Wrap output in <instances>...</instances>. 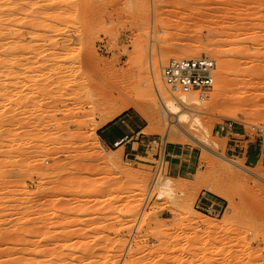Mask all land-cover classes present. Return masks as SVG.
I'll list each match as a JSON object with an SVG mask.
<instances>
[{
	"label": "rangeland",
	"instance_id": "obj_1",
	"mask_svg": "<svg viewBox=\"0 0 264 264\" xmlns=\"http://www.w3.org/2000/svg\"><path fill=\"white\" fill-rule=\"evenodd\" d=\"M187 54L215 83L167 114L148 79ZM260 127L264 0H0V264H264ZM173 151L188 179L157 176Z\"/></svg>",
	"mask_w": 264,
	"mask_h": 264
},
{
	"label": "built area",
	"instance_id": "obj_2",
	"mask_svg": "<svg viewBox=\"0 0 264 264\" xmlns=\"http://www.w3.org/2000/svg\"><path fill=\"white\" fill-rule=\"evenodd\" d=\"M216 66V60L210 57H173L161 66V76L165 86L172 94L191 90L206 92L214 86ZM200 97L204 99L208 95L202 93ZM235 129H237V126L233 122L220 125V130L227 133L233 134L236 132ZM259 130L264 132V127H260ZM150 145V143L147 144L148 147ZM126 156L128 158L129 154H126ZM157 161L155 172L159 176L163 170L168 171L169 168L165 152L163 155H158ZM205 193L203 192L197 207L203 211L217 212V206L207 200L204 196ZM203 198H205V201H203Z\"/></svg>",
	"mask_w": 264,
	"mask_h": 264
},
{
	"label": "bare ground",
	"instance_id": "obj_3",
	"mask_svg": "<svg viewBox=\"0 0 264 264\" xmlns=\"http://www.w3.org/2000/svg\"><path fill=\"white\" fill-rule=\"evenodd\" d=\"M205 6V5H204ZM203 6V7H204ZM202 7V6H201ZM202 9V8H201ZM213 9V8H212ZM201 12V11H200ZM202 12H205V11H203L202 10ZM201 12V13H202ZM201 13H199V14H201ZM205 13H207V12H205ZM204 13V14H205ZM203 14V13H202ZM202 14H201V16H202ZM208 14H209V12H208ZM206 15V14H205ZM200 16V15H199ZM200 16V17H201ZM182 57H191V55L190 54H187V55H182ZM167 59V58H166ZM152 71L154 72V70H153V68H152ZM151 71V72H152ZM152 72V77L151 76H149L148 78H150V79H148V80H150V85L152 86H154L155 87V89H156V94H158V102H159V104L162 106V111L164 112V111H166L167 112V114H169V113H171V112H177L176 110L178 109V108H180V106L182 107H186V109H189V111H197V110H201L202 109V107L200 106L199 107V105H197L198 104V102H197V96L195 97V95H194V93H190L189 91L188 92H180V93H177V94H180V95H175L174 94V97H172V96H170L169 95V93H167V91H166V89H165V86L163 87V85H161V81H160V76H159V73H158V75H157V73L155 74V73H153ZM161 75V74H160ZM148 76V75H147ZM146 80H147V78H146ZM165 85V84H164ZM152 86V87H153ZM222 86L223 85H221V83H220V88H222ZM154 89V90H155ZM152 90H153V88H152ZM150 92V91H149ZM155 92V91H154ZM222 92H223V90L222 89H219L218 91H217V95H221L222 94ZM157 97V96H156ZM236 97V95H233L231 98H230V101L233 99V98H235ZM237 97L240 99V101H242V100H246V99H248L249 97H247V95L245 94V93H243V94H239V95H237ZM207 98H209V97H207ZM204 99H205V97H204ZM203 99V100H204ZM202 100V101H203ZM206 100V99H205ZM210 102V101H209ZM197 103V104H196ZM200 104V103H199ZM201 104H203V103H201ZM205 104V103H204ZM206 106H208V105H206ZM183 109V108H182ZM184 110V109H183ZM182 110V111H183ZM161 111V112H162ZM178 111L180 112L181 111V108H180V110L178 109ZM181 111V112H182ZM119 111H115L113 114H112V118L115 116V115H117V113H118ZM162 112V113H163ZM166 112H165V114H164V116H163V121L165 122V120H168V121H171L170 119L171 118H169L168 117V119H166V116L165 115H167L166 114ZM184 112H186V110H184L183 111V113H181V115L184 117V116H186V114H184ZM189 113V112H188ZM172 114V113H171ZM190 114L191 113H189V116H190ZM181 115L179 116V117H181ZM168 116V115H167ZM183 117H181V119L183 118ZM192 118V117H191ZM165 119V120H164ZM180 119V118H179ZM185 119H186V117H185ZM194 121V120H193ZM198 123V122H197ZM167 124H168V122H167ZM170 124H171V122H170ZM168 125L167 126V136L169 137V138H167V140L168 139H170L171 141H175V138L173 139V138H171V137H173L172 135H174L175 136V134H181L180 132L183 130V129H185L184 128V126H183V124H181V123H179V124H177L176 125V128L174 127H172L171 125ZM164 127H166V126H164ZM187 131V130H186ZM189 131V130H188ZM187 131V132H188ZM179 134H178V136H179ZM185 134H187L186 132H185ZM190 134V133H189ZM166 135V134H165ZM185 137V136H184ZM183 137V138H184ZM187 137H189V136H187ZM187 137H185V138H187ZM194 137V136H193ZM178 140V139H177ZM201 142V141H200ZM205 142V141H204ZM203 142V143H204ZM207 144V143H206ZM238 167V166H237ZM241 167V166H240ZM157 182V181H156ZM156 182H153L152 184H151V188L149 189V194H151L152 193V191L154 190L153 188L155 187V185L157 184ZM170 183V182H169ZM168 183V184H169ZM169 189V188H168ZM30 230V229H29ZM45 246V245H44ZM91 247V246H90ZM89 247V248H90ZM48 248V247H47ZM42 250V249H41ZM19 251V250H18ZM49 251V250H48ZM28 252V251H27ZM18 253V252H17ZM39 253V252H38ZM43 254V253H42ZM41 255V254H40ZM26 256H24V262L23 261H21L20 262V260H23V258L22 257H19V258H17L18 260H14L15 262H18L19 264L20 263H27L28 264V261H31V259H29L28 260V258H26ZM20 259V260H19ZM26 260H28V261H26ZM38 260V259H37ZM33 261V260H32ZM36 262V261H35ZM17 263V264H18ZM31 262H29V264H30ZM14 264V263H13ZM16 264V263H15ZM32 264H35L34 262H32ZM88 264V263H87Z\"/></svg>",
	"mask_w": 264,
	"mask_h": 264
},
{
	"label": "crops",
	"instance_id": "obj_4",
	"mask_svg": "<svg viewBox=\"0 0 264 264\" xmlns=\"http://www.w3.org/2000/svg\"><path fill=\"white\" fill-rule=\"evenodd\" d=\"M114 129L115 127L113 125H110L107 128V140L110 142L114 141L115 144L124 146V150L126 152L125 154H129V155L135 154L133 151L135 148L134 145L135 142L131 144V141L128 140L129 134L126 133L125 135L119 136L118 139H114L115 138ZM121 140L123 141L121 142ZM261 142H262L261 153L258 155L256 159V163H258L259 161L264 162V137L261 138ZM247 153H248L247 158L251 159L252 156H251L250 148L248 149ZM168 155H171V160H168L169 162L168 170L170 169L169 171L171 174H173L174 178L188 179V177L193 174L195 170V161L192 159L191 156L185 155L184 152L180 154L179 152H175V151L169 152ZM136 156L138 157V154H136ZM216 199H207V200H209V202L212 203L214 206H218L219 202Z\"/></svg>",
	"mask_w": 264,
	"mask_h": 264
}]
</instances>
